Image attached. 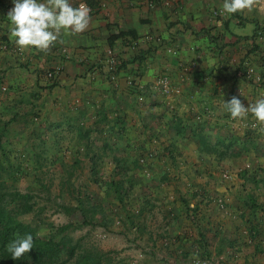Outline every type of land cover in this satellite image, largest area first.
Returning a JSON list of instances; mask_svg holds the SVG:
<instances>
[{
    "label": "crops",
    "instance_id": "obj_1",
    "mask_svg": "<svg viewBox=\"0 0 264 264\" xmlns=\"http://www.w3.org/2000/svg\"><path fill=\"white\" fill-rule=\"evenodd\" d=\"M79 1L91 9L84 32L62 35L46 52L24 50L33 75L41 68H59L52 87L33 79L32 85L44 88L51 98L43 111L53 106L71 109L74 123L101 118L94 127L103 124L109 135L124 140L120 152L130 161L128 171L149 170L153 177L140 173L142 183L147 179L157 191L175 194L171 217L183 218L185 227L179 228V220L170 230L182 232L184 242L193 235L190 249L203 248L221 264H264V194L250 190L248 180L253 177L235 157L246 151L255 156L256 168H264V138H258L261 146L252 138L263 128L250 130L251 113L232 120L223 107L224 99L234 95L245 106L264 96V85L244 76L246 62L256 70L264 64V0H255L252 11L232 16L215 14L222 10L223 0ZM72 2L78 6L77 0ZM12 7V0H0V37L9 39L5 27ZM128 30L138 39L153 35L160 41L131 48L130 35L116 39L112 48L123 65L118 64L111 78L104 64L108 38ZM169 46L176 49L174 55L167 52ZM161 74L171 77L175 90L170 95L151 87ZM131 78H137L135 85H130ZM136 83L143 85L141 92ZM197 134L213 143L212 153L202 150ZM156 140L165 144L173 162L167 161ZM151 149L158 153L146 169L133 164L130 153ZM223 171L230 178L222 180ZM256 182L264 186V175Z\"/></svg>",
    "mask_w": 264,
    "mask_h": 264
},
{
    "label": "rangeland",
    "instance_id": "obj_2",
    "mask_svg": "<svg viewBox=\"0 0 264 264\" xmlns=\"http://www.w3.org/2000/svg\"><path fill=\"white\" fill-rule=\"evenodd\" d=\"M0 29H3L2 26ZM6 30H9V24ZM1 37L0 128L9 121L3 140L10 143L7 149L10 161L15 167L21 162L25 169L16 181L7 179L6 186L10 190L32 194V200L36 202L34 212L23 215L22 220L38 224L39 235L43 238L54 235L58 240L65 237L79 245L78 251L103 253L101 264H196L199 260H207L209 264L223 263L211 258L203 248L190 249L188 243L193 235L188 242H184L182 232L178 235L170 230L179 220V228L185 227L183 218L171 217L176 196L172 192L164 194L152 188L145 180L153 177L151 171H140L145 175V183L140 181L143 177L136 170L130 169L125 176L116 173L113 155L123 157L120 147L124 140L109 135L103 124L94 127L95 123L89 120L88 125L84 124L91 128L89 138L84 139L88 141V148L82 146L78 152L83 144L76 145L81 133L71 121V109L63 111L53 106L47 112L43 111L45 105L51 102L49 93L32 85L34 78L52 84L57 78L53 77L59 73L48 76L51 69L42 70L41 67L40 74L36 76L28 72L31 63L24 50L18 49L15 44L17 49L2 44ZM143 65L146 66L145 59ZM261 128L262 132L253 133L252 138L257 143L258 138H264V127L255 131ZM155 142L167 161L173 162L175 159L172 160L173 156L167 153L165 144ZM258 144L261 146V141ZM237 148H243V145ZM151 150H144L141 154L130 153L138 156L142 170L153 162L158 153L156 149ZM252 150L255 149L252 147ZM91 156H95L96 171L93 170ZM76 157L79 161L74 165ZM235 157L238 162L241 161L243 167L240 168L253 177L248 180L250 190L257 196L264 194V186L256 182L263 177L264 168L253 165L255 156L242 151ZM34 165H37L36 171ZM219 176L222 180L230 178L225 171ZM116 181L124 184L127 190V194L122 195L124 201L119 196L123 186L118 187ZM78 199L88 210L86 218L89 223H84L85 217L77 207ZM69 223L72 227L59 231L61 226ZM72 262L74 258L66 264Z\"/></svg>",
    "mask_w": 264,
    "mask_h": 264
},
{
    "label": "trees",
    "instance_id": "obj_3",
    "mask_svg": "<svg viewBox=\"0 0 264 264\" xmlns=\"http://www.w3.org/2000/svg\"><path fill=\"white\" fill-rule=\"evenodd\" d=\"M127 35H130L132 39H137L134 30L120 31L109 36V46L112 47L116 39L127 37ZM1 42L8 47L12 46V49H17L15 45L9 41L6 35L1 37ZM144 59L145 56L143 55L140 60ZM121 65H123L122 62L120 66ZM116 71L117 70H115V72ZM53 79L55 78L53 77ZM52 86L53 84H50L49 87ZM100 119L101 118H95L93 123L99 122ZM8 123L9 121L4 122L0 128V264H66L73 258L74 262L70 264H101L104 257L103 253L92 252L89 250L78 251L79 245L77 243L73 244L69 238L64 237L56 240L54 235L49 236L48 238H43L39 235L38 224L33 225L22 220L23 215L34 212L36 202L32 200V194L27 192L22 193L16 189L10 190L6 186L7 179H13L16 181L18 176L25 172L21 162H18V166L15 167L10 161V155L7 150L10 143L3 140ZM88 123H90L88 120H83L82 123L81 121L75 123L79 127V132L81 133L80 141H77L76 145L80 146L83 144L78 148V152H80L82 146L88 148V141H84V139H88L90 135L91 128L84 126V124L88 125ZM196 138L204 152L212 153L213 143L208 138L201 137L199 134H197ZM105 145H107V143H105ZM85 154L88 155L87 150L85 151ZM132 157H134L132 162L135 165L136 163L138 164V156L134 155ZM214 157L219 158L220 155L219 157L217 155ZM90 159L93 160V170L96 171L95 156H91ZM78 161L79 158L76 157L73 161L74 165H76ZM113 161L115 163V168H117L116 173L118 172L125 176L128 173L130 161H127L124 157L116 155H113ZM36 168L37 165H34L33 169H35V171ZM115 184H117L118 187L123 186L122 192L120 191L119 196L121 195L120 199L121 201H124L122 195L125 196L127 194L124 184H119L117 181ZM77 207L85 217L84 223H89V220L86 218L88 210L83 208L81 199H78ZM70 227H72L71 223L66 224L61 226L59 231H63ZM26 233H30L33 236L34 247L30 252L26 253L21 260H13L5 246L10 243L17 234L24 235Z\"/></svg>",
    "mask_w": 264,
    "mask_h": 264
},
{
    "label": "clouds",
    "instance_id": "obj_4",
    "mask_svg": "<svg viewBox=\"0 0 264 264\" xmlns=\"http://www.w3.org/2000/svg\"><path fill=\"white\" fill-rule=\"evenodd\" d=\"M7 13L9 39L21 51H48L62 35L84 32L91 20V9L86 3L74 6L72 0H12ZM255 0H223L221 15L232 16L252 11ZM224 110L232 120L246 118L249 113L264 124V96L244 105L238 96L224 99ZM6 250L13 260L21 258L34 247L30 233L17 234Z\"/></svg>",
    "mask_w": 264,
    "mask_h": 264
},
{
    "label": "built area",
    "instance_id": "obj_5",
    "mask_svg": "<svg viewBox=\"0 0 264 264\" xmlns=\"http://www.w3.org/2000/svg\"><path fill=\"white\" fill-rule=\"evenodd\" d=\"M77 5L79 6L80 3H85L84 1H79L77 0ZM216 15H221V10H217L215 11ZM225 16V15H222ZM262 34V31H259V35ZM151 39H156V41H160V38L158 37H154L153 35H145L143 38L141 39H134V40H128V45L132 48V47H136L139 46V44L141 42L145 43L150 41ZM168 52L169 53H176V49H174L173 47H168ZM108 53V58L105 60V65L107 67V70L109 71V73H111V78H115V70H117V66L118 64H120V60H119V55L118 53L112 48L110 47L107 51ZM59 68L57 67L55 70L53 71H49L48 72V76H52L53 73H57V70ZM244 76L245 79L249 82L255 83L259 86H263L264 85V64L261 66V68L259 70H256L254 68H252V66H250L247 62L245 63V70H244ZM137 78L133 79L131 78V80L129 81L130 85H135L134 81ZM136 88L141 92L142 91V87L143 85L141 83H136ZM154 90H157L158 92L164 94V95H170L172 93V91H174L175 89L173 88V84H172V80L171 77L168 74H161L159 75L152 83L151 86ZM138 100L142 101L144 99V95L143 93H139L137 95ZM250 130H256L259 127H264V124H260L258 123L255 118L253 117V119L250 120V123L248 125ZM196 264H209V262L207 260H199L196 262Z\"/></svg>",
    "mask_w": 264,
    "mask_h": 264
}]
</instances>
